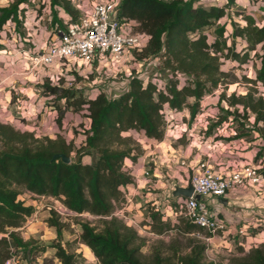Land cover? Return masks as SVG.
<instances>
[{"label": "trees", "instance_id": "trees-1", "mask_svg": "<svg viewBox=\"0 0 264 264\" xmlns=\"http://www.w3.org/2000/svg\"><path fill=\"white\" fill-rule=\"evenodd\" d=\"M26 2L16 0L0 7V32L5 26L14 24L13 36L16 38L18 33L22 34L27 17ZM37 2L39 8L35 9L36 18L43 9H47L50 17L47 22L51 26L58 25L64 29L62 16L66 15L70 20L76 17L77 12L70 0ZM234 2L227 0L222 7H203L195 0H120V18L130 23L136 32L149 38L140 54L135 55L136 60L143 62L160 57V67L168 72L167 81L159 88L153 82L144 83L132 71L127 89L117 97H109L98 91L94 96L85 98L80 89L51 86L45 80L40 92L54 103L52 105L48 102L53 122L58 127L62 125L67 113L84 109L81 126L86 129L83 145L76 151L79 152L76 161L63 164L59 159H52L55 154H64L70 158L71 142H65L59 136L53 140L45 137L42 143L33 146L32 133L19 132L0 122V264L9 257L10 248L24 255L35 250L15 231L34 212L32 206L25 207L23 201L18 200L23 193L57 199L78 216L90 214L107 218L103 219L101 231L87 222L79 224L81 231L78 240L91 251L98 264H214L205 260L207 244L197 236L209 238L210 234L206 233V237L203 229L188 222L184 226H173L163 220L159 211L149 215L154 234L160 236L176 230L182 236L198 238L190 239L185 253L180 247L173 249L167 256L155 250L147 263L141 260L142 241L136 231L112 216L115 203L123 200L121 188L132 183V176L123 168L124 161L136 162L138 154H133L134 149L130 147L116 150L110 146L130 143L131 138L122 135L131 131L155 142H162L167 111L178 114L187 109L189 119H195L200 101L224 82L226 73L220 69L221 59L245 63L247 54H244L245 59H240L232 49L229 55V49L224 46L223 26L212 29V35L205 33V30L213 28L215 21L226 16V10ZM258 12L261 21L254 17L261 24L254 25V19L244 17L245 27L236 28L232 38L245 39L249 44L247 51L257 54L259 66L252 82L264 87V0L258 5ZM53 38L50 34V40ZM4 49L9 47L0 42V51ZM230 97V107L240 106L244 115L249 112L255 115V124H262L260 131L263 134L264 96L255 99L247 93ZM62 100L64 106L58 107ZM189 100L193 102L189 104ZM234 110L238 111L236 108ZM234 118L238 119L237 116ZM239 139L241 137L237 135L226 140L236 142ZM85 155L91 159L88 164L81 162ZM48 223L59 230L52 215ZM55 257L60 264H75V255L68 254L60 245L55 247ZM240 262L264 264V245L249 251Z\"/></svg>", "mask_w": 264, "mask_h": 264}, {"label": "rangeland", "instance_id": "rangeland-1", "mask_svg": "<svg viewBox=\"0 0 264 264\" xmlns=\"http://www.w3.org/2000/svg\"><path fill=\"white\" fill-rule=\"evenodd\" d=\"M15 1L0 0V7ZM88 1L80 0L79 4L85 5ZM195 1L203 7H209L210 5L222 7L227 3V0ZM261 1L235 0L234 4L226 10V16L221 20L215 21L213 28L205 30V33L212 35V29L223 26L225 28L223 38L224 46L229 49V55H231V50L233 49L240 59H245L244 54H247V57L245 63H238L231 59L220 60V63H222L220 69L226 73L225 80L211 94L205 96L200 101L195 119H189L187 109L182 110L178 114L167 111L165 116L166 129L163 139V142L166 144V150L163 152L164 154H161L164 162L160 166V171L162 174L161 179H170L173 185L172 188L185 185L199 162L212 165L214 161L209 155L215 157L217 163H224L221 164L222 166L219 164L216 166L222 168L228 167L232 171H238L242 167L239 164V161L242 159L240 154L250 152L252 155L251 165L264 178V132L262 134L260 131L262 124H255V115L250 112L244 115L240 106L235 107L238 111L230 107L232 99L230 96L233 94L241 96L250 93L255 99L259 96H264V87L252 82L259 66V61L256 57L257 54L255 55L254 51H247L249 44L245 39L232 38V33L236 28L245 27L244 17L254 19V25L259 26L261 24L254 17L255 15L261 21V14L258 12V5H260ZM25 7L27 9V17L24 20V29L21 30L22 34L18 33L20 39L17 40L13 36V32L10 31L9 34L11 35L5 34L3 41L5 46L9 47V49H4L5 52L12 49H14V52L16 50H25L26 54H23V57L26 59L28 57L31 58L29 52L34 53L33 44L39 46L45 44L43 48L46 47L48 43H45L43 35H46V42H49L50 40L47 39H50L53 26L47 22L48 10L43 9L36 18L35 9L39 8L37 0H27ZM32 12L34 14H31ZM66 19L69 18L65 16L63 21ZM34 23L38 26H34ZM256 49L258 50V48ZM138 53L140 54V50H131L129 53L130 56L119 67H115L118 61L114 60L112 56L109 59L96 60V65L92 67L88 68L84 66L80 69L79 67L85 64L78 63L77 60L67 61L64 63L66 65H62V63L57 61L52 75H62V78L65 80L74 78L73 88L80 89L85 98L94 96L98 91L106 93L109 97H117L119 93L126 90L125 83L128 81L125 80V75L131 74L132 71L144 83L153 82L159 88H162L167 81L168 74L167 71H164L160 67L162 59L160 57L149 58L143 62H138L135 56ZM104 62L107 63V66L101 67ZM44 82L45 80L42 78L39 81L33 82V85L27 83V85L24 84L22 86L20 79L11 84L10 88L3 89L6 90L5 92L2 91L0 93V122L12 126L19 132L32 133L34 136L33 146L42 143L45 137H52L54 133L53 129H51L54 126L52 124L53 114L48 103L51 98L43 97L40 92L41 83ZM3 95L7 100L6 102L2 98ZM10 101H12V104H10ZM192 102V100L188 101L189 104ZM50 103L52 105L54 104L53 102ZM59 106H64L63 100L59 102ZM83 110L72 114L67 113L60 127L53 122L56 126L55 131H57L55 135L61 137L65 142L72 143V150L70 152L71 161L78 159L79 152L77 153L76 151L82 147L84 141V130L86 128L81 126L85 115ZM227 111L230 113L227 114ZM171 115H174V117L172 118ZM235 116L238 117L237 120H235ZM182 123L184 126L179 128L182 126ZM128 134H123L122 136L131 138L130 143L113 144L110 147L116 150L130 147L134 149L133 154L141 155L143 150L142 144L139 143H148L144 142V137L137 135L138 133L128 132ZM237 135L241 139L236 142H228L226 140ZM81 162L88 164L91 162V159L85 155L81 158ZM151 166L152 169L156 167L152 164ZM170 191L171 188L165 194L166 198H164V202L168 201L167 205L173 211L172 214L174 215H171V220L169 217L170 214L166 211V203H164V207L161 204H156L153 197H151V202H141L142 205L139 210L126 209V201L124 199L121 203H115L112 216L136 231L139 239L142 241L140 258L145 263L149 261L152 252L155 250H160L163 255L167 256L170 255L173 249L180 247L182 250L184 249L183 253H185V248L190 243V239L194 238L192 236H182L176 230L166 232L160 236L152 232L149 215L153 211L162 213L166 219L165 221H169L173 226H184V223H187L183 216L182 202L178 204H171L169 202L167 195H170ZM150 192L153 195L155 193L159 194V191L156 189H150ZM156 198H160V196L158 195ZM255 199H257V205L263 209L258 214L263 219L257 221L259 226L256 228H247L244 235H230L224 239L216 237L210 241L204 240L203 238L205 236L203 235H199L200 238L195 236L196 239H201V241L207 244L204 254L207 262L214 264H240V261L244 259L249 251L261 248L264 245V193L263 196L256 195ZM18 200L23 201L25 207L32 206L36 213L35 218L28 219L30 225H26V220L24 219L20 227L22 229L15 230L24 242L30 243L35 249L28 255L17 251L16 253L23 260L29 263L35 257L43 254L45 255L43 259L44 264H60L59 260L55 257V247L60 245L68 254L75 255V264H98L94 256L91 255V251L87 247H84L78 240L81 231L79 224L87 222L97 231H101L103 229V218H98L90 214H82L70 218H58L49 211V207L53 205V198L51 197H39L29 193H23L19 196ZM133 201H136V199H133ZM157 202L159 201L157 200ZM211 208L213 211H216L214 205ZM51 215L53 219H56V223L60 227L59 230L49 226L48 219H50ZM35 219L36 221H33ZM13 251L15 250L13 249Z\"/></svg>", "mask_w": 264, "mask_h": 264}, {"label": "built area", "instance_id": "built-area-1", "mask_svg": "<svg viewBox=\"0 0 264 264\" xmlns=\"http://www.w3.org/2000/svg\"><path fill=\"white\" fill-rule=\"evenodd\" d=\"M70 2L78 14L75 19L63 21L64 29H60L58 25L53 26L51 35L55 40L49 42L43 50L42 46L33 44L34 53L28 51L32 62L29 78H32L34 82L44 78L51 86L71 88L74 78L65 80L62 75H52L57 61L66 65L64 63L67 61L77 60L78 63L85 64L79 67L80 69L84 66L92 67L96 65V60L109 59L112 56L118 61L115 67H119L130 56L131 50H141L146 46L148 36L136 32L130 23L120 18L118 10L120 0H89L85 5L79 4L80 0H70ZM65 16H62L63 20ZM49 19L47 13V20ZM14 30V24L10 27L5 26L0 32V42L5 44L3 36L10 31L14 33ZM16 38L20 39L18 35ZM105 66H107L106 62L101 67ZM129 75H125V80L128 81ZM245 183L254 188L264 183V178L251 164L242 165L240 170L222 175L207 163L199 162L186 182V187L191 185L193 188V194L182 201L183 216L189 224L210 234L211 237L203 238L206 241L216 237L224 239L230 235H244L246 229L243 228L237 233H228L229 229L220 213L213 211L211 206L219 205L220 199L227 198L237 186H243ZM196 195L200 197L199 200L195 198ZM49 208V211L54 212L58 218L78 216L57 199H53V205ZM35 217V212L26 217V225H30L28 219ZM44 258L45 255L40 254L28 263L16 251H13V248H10L9 257L3 264H44Z\"/></svg>", "mask_w": 264, "mask_h": 264}, {"label": "crops", "instance_id": "crops-1", "mask_svg": "<svg viewBox=\"0 0 264 264\" xmlns=\"http://www.w3.org/2000/svg\"><path fill=\"white\" fill-rule=\"evenodd\" d=\"M31 14H34V12H32ZM34 26H38V25L34 23ZM43 37H44L46 44L55 40L54 38L51 40L48 38L47 40H50V41L46 42V35H43ZM44 45L45 44L40 45L42 46L41 47L42 50L44 49L43 48ZM23 54H26L25 50L23 51L16 50V52H14V49L9 50L7 52L0 51V64H2V66H0V93L2 91L5 92L6 90H3V89L8 88V87L10 88L11 84L19 81L20 79H21L20 84L22 86L24 84L27 85V83L29 85H33L34 80L32 78H29V69L32 67V62L30 61L29 57L25 59L23 57L24 56ZM15 60L16 62L14 63ZM17 63H20V64H17ZM127 83H125L126 89H127ZM2 98L4 102L7 101L4 95ZM10 104H12V101H10ZM1 109H5V108H1ZM171 117L173 118L174 115H171ZM3 124H6V123H3ZM52 124L54 126L51 129H53L54 133L52 137L49 136L50 139L55 138L56 136L55 134L57 132L55 131L56 129L55 124L53 122ZM181 125L182 126H180L179 128H182L184 126L183 123ZM131 133H136V132L131 131ZM125 134H128V133H125ZM128 136L130 135L128 134ZM144 142L148 144L141 143V142L139 143V144H142L141 146H142L143 152L141 155L137 157L136 162L125 160L123 164L124 170L127 171L132 176V183L121 188V191L123 193V199L124 201H126L125 203L126 209L139 210V208L142 205L141 202L143 201L151 202L152 200L151 197H153L156 204H161V206L164 207V203H166V209H167L166 211L170 214L168 215L171 220V215L173 216L174 214H172L173 211L170 208V206L167 205L168 201L164 202V198H166L165 194H167V192L171 188L170 195H167V197L169 198V202L171 204H178L182 202L185 198L184 199L174 198L172 196V192L175 187L172 188L173 185H172V182H170V179L168 180L161 179L162 174L160 171V166H162L161 164L164 162V159L161 158V154H164L163 152H165L166 150L165 142L163 141L155 142L145 137H144ZM240 155L242 156L241 157L242 159L239 161V164L241 166L252 163V155L250 154V152L241 153ZM209 156L214 161V162L212 161L213 163L212 165L211 164L210 165L218 173H221L222 175H226L232 171L228 167L222 168V167L216 166L218 164L222 166L221 164H224V163H217V159H215V157H212V155H209ZM151 164L156 167H153L152 169ZM181 187H186V184ZM253 188H254L253 186L248 185L246 183L243 186H237L232 192V194L228 195L227 198H223L219 200V203H220L219 206L214 205L216 211L220 213L221 217L225 221L229 229L228 233H231V234L237 233L238 230H240L241 228L243 229L256 228L257 226H259L257 221H261L263 219L262 216L260 217L258 216V214H260L263 209L261 208V206L257 205L256 203L257 199H255V196L256 195L263 196L264 183L256 186L254 189ZM150 189L158 190L159 194L155 193V195H153L150 192ZM158 195L160 196V198H156ZM133 199H136V201H133ZM157 200L159 202H157ZM223 202L225 204H223ZM160 211L163 212L162 210ZM163 220H166V219L163 217Z\"/></svg>", "mask_w": 264, "mask_h": 264}, {"label": "water", "instance_id": "water-1", "mask_svg": "<svg viewBox=\"0 0 264 264\" xmlns=\"http://www.w3.org/2000/svg\"><path fill=\"white\" fill-rule=\"evenodd\" d=\"M53 160H57L59 159L63 164H70L71 159L67 156H65L64 154H55L52 157ZM193 194V188L191 187V185H188L187 187H175L173 192H172V196L174 198H189L190 196H192ZM195 198L197 200L200 199V197L198 195L195 196ZM223 204H225L223 202Z\"/></svg>", "mask_w": 264, "mask_h": 264}]
</instances>
